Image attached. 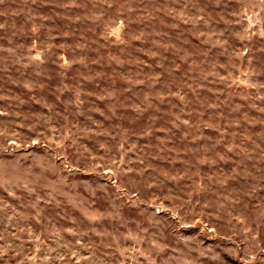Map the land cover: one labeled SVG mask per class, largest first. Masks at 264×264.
I'll return each mask as SVG.
<instances>
[{
	"label": "rangeland",
	"instance_id": "374dc122",
	"mask_svg": "<svg viewBox=\"0 0 264 264\" xmlns=\"http://www.w3.org/2000/svg\"><path fill=\"white\" fill-rule=\"evenodd\" d=\"M0 264H264V0H0Z\"/></svg>",
	"mask_w": 264,
	"mask_h": 264
}]
</instances>
